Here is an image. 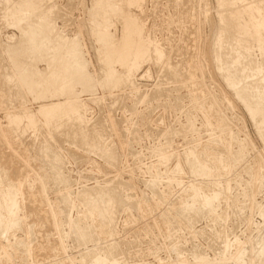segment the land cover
Returning <instances> with one entry per match:
<instances>
[{"label":"rangeland","instance_id":"374dc122","mask_svg":"<svg viewBox=\"0 0 264 264\" xmlns=\"http://www.w3.org/2000/svg\"><path fill=\"white\" fill-rule=\"evenodd\" d=\"M219 2L0 0V264H264V0Z\"/></svg>","mask_w":264,"mask_h":264},{"label":"bare ground","instance_id":"6f19581e","mask_svg":"<svg viewBox=\"0 0 264 264\" xmlns=\"http://www.w3.org/2000/svg\"><path fill=\"white\" fill-rule=\"evenodd\" d=\"M227 2H229V0H220V4H226ZM256 2V1H255ZM254 2V3H255ZM239 3V2H238ZM250 5H251V3H249ZM256 4V3H255ZM246 5V4H245ZM250 5H247V7L245 8V11L246 10H249L250 9V11L252 12L253 11V9H254V7H252V6H250ZM252 5H253V3H252ZM228 6V5H227ZM242 7V6H241ZM259 7V6H258ZM232 8V7H231ZM240 8V7H239ZM230 9V8H229ZM227 10L228 11V13L232 16V15H234L235 14V11H232L231 9L230 10ZM233 9V8H232ZM252 9V10H251ZM257 8H255V10H256ZM233 10H235V9H233ZM237 10V9H236ZM260 10H261V8H260ZM239 11V10H238ZM250 11H249V13H250ZM257 11H259V10H257ZM218 12H220V11H218ZM223 12V11H222ZM240 12V11H239ZM245 13H247V12H245ZM238 14V13H237ZM260 14V13H259ZM262 14H263V12H262ZM252 15H253V13H252ZM255 15H258L257 13H255ZM254 16V15H253ZM261 17V16H260ZM224 19V18H223ZM230 19V18H229ZM264 19V18H263ZM227 20V19H226ZM226 20L224 21V22H226ZM248 20H249V18H248ZM261 20H262V18H261ZM227 21H229V20H227ZM237 21V20H236ZM230 22H232V20L230 19ZM239 23V22H238ZM251 23H252V21H251ZM226 24V23H225ZM228 24V23H227ZM245 24H246V22H245ZM258 24V23H257ZM230 25V24H229ZM236 26V25H235ZM234 26V27H235ZM253 26H255V24H253ZM246 27V26H245ZM248 27H249V25H248ZM252 27V26H251ZM243 28V27H242ZM239 29V28H238ZM223 31V30H222ZM241 31V30H240ZM244 30H242V32H243ZM248 31V30H247ZM261 31V30H260ZM264 31V30H263ZM249 32V31H248ZM256 32H257V30H256ZM233 33V32H232ZM251 33H252V31H251ZM261 33V32H260ZM241 34V33H240ZM247 34V33H246ZM254 34V33H253ZM262 34V33H261ZM264 35V34H263ZM235 36L236 35H234V39H235ZM245 36V35H244ZM257 35H255V37H256ZM254 37V36H253ZM254 37V38H255ZM237 38H239V37H237ZM256 38H259V37H256ZM221 40H223V39H221ZM255 40V39H254ZM257 40H259V39H257ZM261 40V39H260ZM236 41H238V39L236 40ZM244 41V40H243ZM253 41V40H252ZM219 42V41H218ZM227 42V41H226ZM240 42V41H239ZM242 42V41H241ZM251 42V41H250ZM263 42V41H262ZM251 44V43H250ZM239 45V44H238ZM243 45V43L241 44V46ZM259 45V44H258ZM248 46V45H247ZM261 46H262V44H261ZM245 48H247L246 46H244ZM222 48V47H221ZM237 49V48H236ZM240 49V48H239ZM263 49V48H262ZM261 49V50H262ZM229 50V49H228ZM248 50H249V47H248ZM243 51V49H241V51L240 52H242ZM249 52V51H248ZM221 53V52H220ZM226 53V52H225ZM250 53V52H249ZM251 54V53H250ZM249 54V55H250ZM234 55V54H233ZM244 57H245V54H244ZM246 57H247V55H246ZM250 57V56H249ZM220 58V57H219ZM227 58V57H226ZM234 59V58H233ZM244 59H246V58H244ZM235 60V59H234ZM242 61V60H241ZM228 63V62H227ZM240 65V64H239ZM227 66V65H226ZM231 66V65H230ZM241 66V65H240ZM246 66H248V64L246 65ZM237 67V66H236ZM241 67H243V65L241 66ZM241 67H239V68H241ZM231 68H233V67H231ZM245 68V67H244ZM248 68V67H247ZM238 69V68H237ZM255 69H257V68H255ZM228 70H229V68H228ZM235 70V69H234ZM245 71L246 70H248V69H244ZM258 70V69H257ZM236 71V70H235ZM109 72H111V70L109 71ZM239 72H241V70L239 71ZM252 72H254V70L252 71ZM113 74V72H111V75ZM235 74V73H234ZM109 75V74H108ZM110 75V76H111ZM228 78H230L229 76H228ZM32 81H34L33 79H31ZM23 83H25L24 81H22V84ZM25 84H28V80H27V83H25ZM33 84H34V82L32 83V85H30L31 87H32V90H35V86H33ZM22 86H24V85H22ZM257 86V85H256ZM26 87V86H25ZM24 87V88H25ZM35 87V88H34ZM34 88V89H33ZM252 88H253V86H252ZM258 89H260V88H258ZM244 90V89H243ZM253 90V89H252ZM255 90H256V88H255ZM260 91H261V89H260ZM248 93V92H247ZM263 93V92H262ZM239 95H240V93H239ZM243 95H245V94H243ZM250 95V94H249ZM258 96V95H257ZM242 97V96H241ZM254 97V96H253ZM244 98V97H243ZM251 98V97H250ZM264 98V97H263ZM247 99H249V97H247ZM244 100H245V98H244ZM255 100V99H254ZM72 106V104H68V105H64V106H60V105H58V106H54V107H49V106H47V107H42L41 109H39V111L41 112V116H42V113H45L44 114V117H45V115H46V120L47 119H50L49 118V116H47V114L48 113H54V110L55 111H59V113H64V114H66L67 112H69V106ZM39 112V113H40ZM48 117V118H47ZM259 118H260V121H261V119H262V117H260V116H258ZM52 119V118H51ZM50 119V120H51ZM258 119V118H257ZM16 120V119H15ZM259 120V119H258ZM263 120H264V118H263ZM17 121V120H16ZM15 121V122H16ZM13 122V121H12ZM62 122H64V121H62ZM17 123L19 124L20 122H18L17 121ZM16 123V124H17ZM80 123V122H79ZM78 123V124H79ZM262 123V122H261ZM77 124V123H76ZM77 124V125H78ZM67 126H69V124L67 125ZM24 127V126H23ZM73 128V127H72ZM79 128V127H78ZM22 129V128H21ZM76 129H74V131H75ZM73 131V130H72ZM81 131V130H80ZM79 133V132H78ZM85 134V133H84ZM83 134V135H84ZM97 137V136H96ZM37 138V137H36ZM36 141V140H35ZM41 141V140H40ZM90 141V140H89ZM39 143V142H38ZM42 143V142H41ZM48 143V142H47ZM99 144V143H98ZM46 146V145H45ZM44 146V147H45ZM96 147V146H95ZM41 148V147H40ZM97 148V147H96ZM49 150V149H48ZM97 150H98V148H97ZM38 152V151H37ZM51 152V151H50ZM54 152V151H53ZM45 153H46V151H45ZM48 153V152H47ZM106 154V153H105ZM110 154V153H109ZM112 154V153H111ZM110 154V156H112ZM114 156V155H113ZM110 159V158H109ZM84 200H86V201H91V198H84ZM74 232H75V234L77 235V237H78V239L79 240H91V239H93V229L92 228H89V229H83V228H81V227H79V226H75V229H74ZM104 232V231H103ZM74 234V233H73ZM77 241V240H76Z\"/></svg>","mask_w":264,"mask_h":264}]
</instances>
